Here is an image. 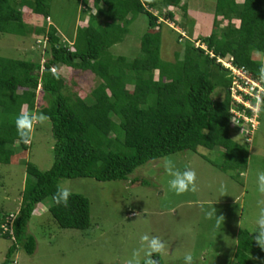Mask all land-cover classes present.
Wrapping results in <instances>:
<instances>
[{
  "label": "trees",
  "instance_id": "16d2710c",
  "mask_svg": "<svg viewBox=\"0 0 264 264\" xmlns=\"http://www.w3.org/2000/svg\"><path fill=\"white\" fill-rule=\"evenodd\" d=\"M51 1L0 0V33H41L47 53L43 63L39 58L0 56V163L26 155L30 142L20 140L15 120L21 109L36 112L38 98L45 103L44 114L55 139L49 169L25 161L27 176L20 206L8 221L10 230L3 231L1 225L9 216L0 211V236L13 239L0 264H12L18 248L28 254L35 251L36 239L27 226L37 205L47 199L51 200L48 211L60 227L90 226L86 196L72 192L67 207L54 203L53 194L63 178L128 180L137 167L151 160L200 147H222L225 162L215 164L224 171L244 170L248 162V149L230 137V82L224 96L215 99L212 77L216 68L226 70L217 59L228 56L258 78L262 62L254 53H264V0H217L214 32L195 35L207 48L196 46L197 39H186L175 61L161 56L163 24L151 9L168 8L166 16L173 19V8H182L186 17L182 0H82L90 13L87 25L77 27L72 48L60 43L54 25L31 27L24 21V7L49 17ZM218 14L225 23L222 27L217 24ZM139 15L146 17L147 30L140 37L137 55L112 54L109 48L124 40ZM185 28L193 33V28ZM178 36L185 35L179 33L177 41ZM62 62L90 71L97 85L85 97L70 92L65 78L52 73ZM137 180L132 178L131 183ZM253 236L248 230L239 231L236 264H252V254L264 264V250ZM153 259L162 264L157 255Z\"/></svg>",
  "mask_w": 264,
  "mask_h": 264
},
{
  "label": "rangeland",
  "instance_id": "374dc122",
  "mask_svg": "<svg viewBox=\"0 0 264 264\" xmlns=\"http://www.w3.org/2000/svg\"><path fill=\"white\" fill-rule=\"evenodd\" d=\"M216 2L182 0L181 4L193 12H188L185 17L184 10L175 7L173 19L166 16L168 8L160 5L151 9L159 16L158 22L163 24V59L175 61V53L183 51L186 39H197L196 46L207 48L194 31L191 33L185 27L193 28L197 24L196 32L202 36L214 32ZM90 6L92 11L93 3ZM23 11L24 21L31 27L54 25L60 43L70 48L75 41L77 27L87 25L90 13L82 0H52L47 18L26 7ZM221 22L218 14L217 24ZM223 25L225 23H221L220 27ZM146 30L147 19L139 15L128 35L122 42L110 47V52L135 57L139 52L140 37ZM179 33L185 36H178V42ZM42 37L43 34L34 31L24 36L0 33V56L39 58L43 63L47 53L46 38L43 40ZM227 57L223 59L228 60ZM254 58L264 63V53L256 52ZM55 69L65 78L66 88L82 97L98 83L90 71L74 69L64 62ZM229 77L227 69L216 68L212 77L216 84L213 98L221 99L224 96L231 82ZM128 88L131 89L132 85H128ZM36 106V112L45 113L43 99L38 98ZM258 121L250 140L246 139V133H241L231 124L230 137L249 151L247 166L241 171L233 168L224 171L215 164L223 165L225 162L222 147L213 150L200 147L196 152L185 150L151 160L137 167L128 180L61 179L60 186L69 187L71 192L89 199L90 226L84 230L60 227L48 211L51 200L47 199L37 205L27 226V232L36 239L35 251L28 254L18 248L12 264H125L133 250L141 247L140 237L144 233L159 236L166 243L168 254L159 257L162 264H183V255L187 251L193 252L196 264H236L234 254L238 233L241 230L255 233V221L262 206L260 201L264 200L257 182L258 174L264 172V105ZM54 143L51 122L48 120L43 125H36L26 155L21 153L12 163H0L2 213L8 216L16 214L20 206L27 176L25 161L40 170L49 169L54 161ZM165 158L170 159L177 169L193 168L198 190L180 195L172 191L168 185L171 177L163 167ZM132 178H138L137 182L131 183ZM212 207L216 209L217 216H224V222L219 227H216L215 217L209 219L206 216ZM12 240L0 236V263L4 261ZM250 258L252 264H261L262 259L258 255L252 254Z\"/></svg>",
  "mask_w": 264,
  "mask_h": 264
},
{
  "label": "clouds",
  "instance_id": "9594fccd",
  "mask_svg": "<svg viewBox=\"0 0 264 264\" xmlns=\"http://www.w3.org/2000/svg\"><path fill=\"white\" fill-rule=\"evenodd\" d=\"M52 73L54 76H56V78H59V74L57 73V70L55 68L52 69ZM258 80L264 83V63H262L258 69ZM261 92H264V89H262ZM255 100L256 104L253 107V111L258 115L262 110V105H264V98H262L260 93H257L255 96ZM48 120L49 117L42 112H29L21 109L20 114L16 117L15 120V127L17 129V134L20 140L24 143H29L31 141L32 134L35 130L36 125H43ZM233 123H235L234 120ZM163 167L167 175L171 177V179L168 181L169 188L177 195L183 194L188 191L195 192L198 190V185L196 183L197 176L193 168L186 167L184 170L177 169L174 163L167 158L164 159ZM257 182L259 192L264 194V172H260L258 174ZM223 190L224 188L222 186L221 191ZM71 195L72 192L69 187L57 186L52 199L56 205L67 207ZM260 204L262 206L255 221L256 230L253 239L256 245L264 250V200L260 201ZM14 215L15 214H11L4 223L8 224V221H11ZM206 216L209 219L215 217L216 227H219L220 224L224 222V216H217L216 209L214 207H212L211 211L206 212ZM8 230H10V226ZM3 231L7 230L3 229ZM140 242L141 247L133 250L131 258L127 259L125 264H157V261L153 259L154 254L158 257L168 254L166 243L159 236L144 233L140 237ZM142 253L143 258H141ZM183 264H196L192 251H187L184 253Z\"/></svg>",
  "mask_w": 264,
  "mask_h": 264
},
{
  "label": "built area",
  "instance_id": "2783aa9c",
  "mask_svg": "<svg viewBox=\"0 0 264 264\" xmlns=\"http://www.w3.org/2000/svg\"><path fill=\"white\" fill-rule=\"evenodd\" d=\"M230 73L231 82L229 85L231 95L230 122L241 133H246V139L250 140L253 131L256 129L259 121V114H255L253 107L256 104L255 96L260 93L261 96L264 92V83L260 82L258 78L253 77L252 73L243 66H237L233 62V58L224 60L219 57L217 59ZM233 120L235 123H233ZM4 230H8L7 223L2 224Z\"/></svg>",
  "mask_w": 264,
  "mask_h": 264
},
{
  "label": "crops",
  "instance_id": "0c3cea01",
  "mask_svg": "<svg viewBox=\"0 0 264 264\" xmlns=\"http://www.w3.org/2000/svg\"><path fill=\"white\" fill-rule=\"evenodd\" d=\"M186 7H187V11H186V16H187L188 15V12H189V14H191L193 12V10H191L188 6H186ZM213 20H214V16H213ZM197 26H198L197 24L196 25L195 24L193 25V31L195 32L196 35L197 34H200L199 32H196L198 30Z\"/></svg>",
  "mask_w": 264,
  "mask_h": 264
}]
</instances>
